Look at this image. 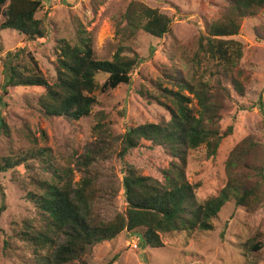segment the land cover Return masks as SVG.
<instances>
[{
	"label": "trees",
	"instance_id": "obj_1",
	"mask_svg": "<svg viewBox=\"0 0 264 264\" xmlns=\"http://www.w3.org/2000/svg\"><path fill=\"white\" fill-rule=\"evenodd\" d=\"M6 1L0 32L15 31L26 42L46 37L47 24L36 17L43 0H0V7ZM213 6L217 17L204 23L190 50L180 52V64L165 69L151 91L139 85V97L162 108L168 118L131 126L118 141L103 125V113L93 127L101 150L116 147L121 159L130 150H156L162 155L156 163L152 161V173L124 164L123 211H115L107 220L94 208L101 197L90 169L94 152L76 161L74 167H83L84 173L78 182H74L71 166L56 168L46 147L18 156H0V173L19 166L29 169L37 162L45 176L35 181L36 191L23 189L41 223L39 228L33 227V221L24 223L25 231L20 232V238L29 244L32 264H88L85 256L89 248L111 241L122 232L137 233L142 245L160 248L169 233L212 232V221L226 203L243 207L250 214L264 205V145L250 136L230 152L225 161L226 184L216 196L199 202L195 194L198 185L186 179L190 152L204 146L205 158H213L221 142L232 133L231 126L222 131L220 121L246 94V76L240 67L242 44L234 37L243 19L264 10V0H220ZM113 21L116 42L110 58L96 57L92 33L76 21L71 40L58 38L54 42L52 79L22 48L6 52L1 59L3 87L42 88L36 105L46 120L61 118L72 123L89 116L96 107L94 92L104 93L130 83V74L142 63L136 42L143 35L173 37L172 19L142 0H128ZM263 36L261 26L256 38ZM100 75L106 77L102 85L98 82ZM0 131L8 135L3 121ZM1 198L0 218L6 210L4 196ZM247 246L254 253L262 248L253 239Z\"/></svg>",
	"mask_w": 264,
	"mask_h": 264
},
{
	"label": "rangeland",
	"instance_id": "obj_2",
	"mask_svg": "<svg viewBox=\"0 0 264 264\" xmlns=\"http://www.w3.org/2000/svg\"><path fill=\"white\" fill-rule=\"evenodd\" d=\"M127 1L43 0V7L36 17L43 18L47 24L45 38L26 42L15 31L0 32V125L3 121L8 129L7 136L0 131V156H18L31 149L46 147L56 168L71 166L74 182H78L84 173L83 167H74L76 161L91 152L96 153L90 169L101 197L94 208L107 220L115 211L124 210L121 183L124 164L127 162L143 172L152 173V161L156 163L162 155L156 150H130L121 159L116 147L101 150L102 145L96 142L93 134L100 113H103V125L108 127L114 141L120 140L131 126L168 118L162 108L139 97V85L151 91L165 69L180 64V52L190 50L204 23L217 17L213 5L220 0H142L172 19L173 37L154 39L143 35L136 42L142 63L130 74V83L104 93L94 92L95 109L89 116L72 123L61 118L46 120L40 115L36 100L43 93L42 88L5 89L1 59L8 51L24 48L35 58L41 72L52 79L55 75L54 42L58 38L71 40L76 21L92 33L96 57L110 58L116 42L113 18ZM7 4L8 1L0 7V24L5 20ZM261 26H264V10L243 19L238 35L234 37L242 44L240 67L246 76V94L245 98L236 100L232 111L220 121L222 131L232 127L231 135L221 142L213 158H205L204 146L188 155L185 175L189 183L198 185L195 194L199 202L216 196L225 186V161L241 140L250 136L254 142L264 145V36L256 38V31ZM105 79L103 75L98 76L99 85ZM44 177L37 162L29 169L19 166L0 173V203L3 195L6 205L0 218V264L33 263L29 244L20 238V232L25 231L24 223L33 221L34 228H39L41 223L36 220V211L25 199L23 189L36 191L35 181ZM115 191L118 193L113 199ZM212 224V232L166 234L164 246L160 248L142 245L137 233L122 232L111 241L89 248L85 259L88 264H264V205L250 214L243 207L226 203ZM251 239L262 245L259 252H251L248 248L247 242Z\"/></svg>",
	"mask_w": 264,
	"mask_h": 264
}]
</instances>
